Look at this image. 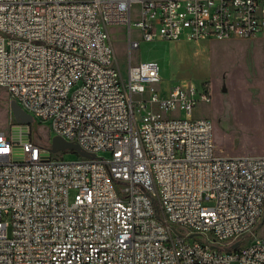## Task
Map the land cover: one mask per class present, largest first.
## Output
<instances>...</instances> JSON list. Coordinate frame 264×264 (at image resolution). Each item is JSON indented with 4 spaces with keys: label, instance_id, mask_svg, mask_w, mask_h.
Returning <instances> with one entry per match:
<instances>
[{
    "label": "built area",
    "instance_id": "1",
    "mask_svg": "<svg viewBox=\"0 0 264 264\" xmlns=\"http://www.w3.org/2000/svg\"><path fill=\"white\" fill-rule=\"evenodd\" d=\"M113 26L128 28L126 76ZM183 35L264 37V0H0V86L96 155L65 161L14 117L0 131V264H264V240L246 242L264 156L219 155L213 121L193 117L211 89L165 91L158 64L133 62L141 41Z\"/></svg>",
    "mask_w": 264,
    "mask_h": 264
},
{
    "label": "rangeland",
    "instance_id": "2",
    "mask_svg": "<svg viewBox=\"0 0 264 264\" xmlns=\"http://www.w3.org/2000/svg\"><path fill=\"white\" fill-rule=\"evenodd\" d=\"M138 10V6H135L133 19L137 21ZM109 34L117 65L126 76L130 62L128 28L113 26L109 28ZM131 36L132 40L140 41L142 32L133 26ZM133 62L158 64L163 81L159 87L165 91L171 86L189 83L211 88L212 102L198 104L193 117H207L213 121L217 145L221 144V148H218L219 155L235 156L240 146L264 145V37L193 42L183 35L179 41H141L140 48L133 51ZM13 100L7 89L0 86V131L9 135L14 123L10 108ZM18 104L23 108L19 102ZM239 109H249L248 114L255 110L253 121L248 124L246 116L235 114ZM31 128L40 143L46 142L49 135L55 136L50 131L49 121L34 117ZM250 134H254L251 140L247 138ZM227 135L231 138L224 139ZM99 157L108 159L110 155L102 152ZM81 158L73 151L63 154L65 161H77ZM73 194L74 192L71 197ZM205 205L212 206L213 202H205ZM258 228L254 236L246 238V242L255 238L264 240V223Z\"/></svg>",
    "mask_w": 264,
    "mask_h": 264
},
{
    "label": "water",
    "instance_id": "3",
    "mask_svg": "<svg viewBox=\"0 0 264 264\" xmlns=\"http://www.w3.org/2000/svg\"><path fill=\"white\" fill-rule=\"evenodd\" d=\"M10 108H11V113L18 124L31 126L34 123L33 116L27 113L23 108H21V106L15 100L10 102ZM50 143H51V149L54 153L70 150L78 153L82 157L91 158V159H94L96 157L95 154H91L89 152L84 151L79 144L69 142L61 136L51 137ZM263 223H264V219L259 226L260 228L263 226ZM237 247L238 244H235L233 246V248H237Z\"/></svg>",
    "mask_w": 264,
    "mask_h": 264
},
{
    "label": "crops",
    "instance_id": "4",
    "mask_svg": "<svg viewBox=\"0 0 264 264\" xmlns=\"http://www.w3.org/2000/svg\"><path fill=\"white\" fill-rule=\"evenodd\" d=\"M211 92H212V90H211ZM212 99H213V94H212ZM254 106H258V105L254 104ZM248 110L239 109L238 111H236L235 114H238V116H241V115L246 116V119L248 121L247 123L249 124L251 121H253V117L255 115V110L249 111V114H248ZM248 115H250V116H248ZM253 137H254V134H250L249 137L247 136V138H249L250 140L253 139ZM214 138H215V135H214ZM228 138L230 139L231 136L227 135L224 139H228ZM215 145H216V150L218 152V148H221V146H220L221 144L217 145L216 139H215ZM223 149H225V148H223ZM234 155L235 156H264V145H262L261 147H257L255 145H252V146L250 145L249 147L240 146L236 150V153Z\"/></svg>",
    "mask_w": 264,
    "mask_h": 264
},
{
    "label": "bare ground",
    "instance_id": "5",
    "mask_svg": "<svg viewBox=\"0 0 264 264\" xmlns=\"http://www.w3.org/2000/svg\"><path fill=\"white\" fill-rule=\"evenodd\" d=\"M152 42H154V41H152Z\"/></svg>",
    "mask_w": 264,
    "mask_h": 264
}]
</instances>
